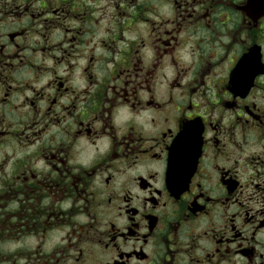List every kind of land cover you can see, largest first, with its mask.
Segmentation results:
<instances>
[{"label":"flooded vegetation","instance_id":"1","mask_svg":"<svg viewBox=\"0 0 264 264\" xmlns=\"http://www.w3.org/2000/svg\"><path fill=\"white\" fill-rule=\"evenodd\" d=\"M0 264H264V0H0Z\"/></svg>","mask_w":264,"mask_h":264},{"label":"water","instance_id":"2","mask_svg":"<svg viewBox=\"0 0 264 264\" xmlns=\"http://www.w3.org/2000/svg\"><path fill=\"white\" fill-rule=\"evenodd\" d=\"M179 160H181V158H179Z\"/></svg>","mask_w":264,"mask_h":264}]
</instances>
